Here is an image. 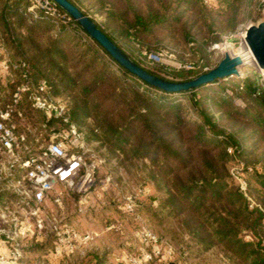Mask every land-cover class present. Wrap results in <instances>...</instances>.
<instances>
[{
	"label": "trees",
	"instance_id": "obj_1",
	"mask_svg": "<svg viewBox=\"0 0 264 264\" xmlns=\"http://www.w3.org/2000/svg\"><path fill=\"white\" fill-rule=\"evenodd\" d=\"M69 1L84 14L101 15L97 26L138 65L176 81L200 72L146 66L142 51L167 45L173 31L185 42H216L255 19L264 5L221 0L219 8L210 9L203 0ZM27 5L28 0H0V45L10 61L4 81L0 75V109H13L17 131L43 132L48 140L53 125L61 123L51 118L46 124V114L33 106V86L44 83L52 97L65 102L77 128L87 129L88 143L107 144L127 161H148L149 177L161 193L151 202L159 213L182 216L202 250L218 245L232 264H264V75L252 68L242 78L164 92L124 70L96 41L85 42L46 17L32 20ZM24 72L32 87L14 103ZM227 87L231 94L224 93ZM235 163L248 175L247 195L230 173ZM90 257L92 264H103L97 254Z\"/></svg>",
	"mask_w": 264,
	"mask_h": 264
},
{
	"label": "built area",
	"instance_id": "obj_2",
	"mask_svg": "<svg viewBox=\"0 0 264 264\" xmlns=\"http://www.w3.org/2000/svg\"><path fill=\"white\" fill-rule=\"evenodd\" d=\"M25 14L32 20L46 17L56 28L64 24L85 42L91 39L52 0H28ZM166 53L143 52L150 62L161 60ZM9 65L7 58L0 61L2 71L8 72ZM22 65L26 66L25 63ZM23 78L25 80L13 95L14 103L21 92L32 87L26 72ZM30 98L35 108L42 110L47 118L59 120L64 127L54 130L48 140L41 132L28 136L24 131H17L11 107L0 109V264H31L24 249L28 245L26 241H43L48 231L53 237L50 255L57 259L71 255L78 245L87 244L98 235L97 232L78 233L70 224L63 222L58 213L49 212L47 205L61 206L63 188L78 196V208L82 211L103 159L70 119L65 102L52 97L44 83L33 86ZM242 169L243 164L240 163V167L232 169L231 174L247 195ZM110 180L107 176L106 181ZM142 193L143 189L137 188L122 200V208L137 219H140L136 211L137 200ZM136 234L146 249L141 256L129 258L127 264L170 260L176 255L175 247L149 228L140 226Z\"/></svg>",
	"mask_w": 264,
	"mask_h": 264
},
{
	"label": "rangeland",
	"instance_id": "obj_3",
	"mask_svg": "<svg viewBox=\"0 0 264 264\" xmlns=\"http://www.w3.org/2000/svg\"><path fill=\"white\" fill-rule=\"evenodd\" d=\"M262 1L264 2V0ZM203 4L210 9H217L221 5V0H203ZM263 7L255 19H248L239 24L231 33H222L216 42H185L178 31H173L170 40L166 41L167 45L155 50L156 52L167 51L166 54L161 56V60L150 62L143 54L145 50L141 53L145 58L143 60H145L146 66H156V68L162 70L185 69L201 73L214 67V64L219 62L223 54L227 52L232 56H241L242 59L247 60V63L239 66V75L227 77L224 80L242 78L250 73L252 68L262 75L264 70L259 69L254 60L246 58L248 56L247 45L242 34L248 23L256 22L263 17ZM86 15L90 16L95 22L102 20V16L97 13L88 12ZM0 54H5L4 49H1V45ZM170 54L173 56H170ZM5 58H7L6 55H3L0 61ZM0 75L4 81L7 72L0 69ZM168 79L177 80L170 75H168ZM224 93L231 94L230 87L225 88ZM180 100L185 104L187 103L186 98L180 97ZM234 101L237 104H243L239 96H236ZM46 120V124H49L48 121L51 119ZM63 127L61 123L57 122L52 128L58 130ZM79 131L83 133L86 139L87 129H79ZM90 144L103 159V163L97 172L96 182L88 194L82 211L78 208V201L69 202L63 207L48 203L47 210L58 213L63 218V222L70 224L78 233L97 232L98 235L91 242L78 245L71 255L57 259L50 255L53 237L52 233L47 230L48 232L43 241H26L28 245L24 248L28 250H25V253L27 258L32 260L31 264H42V260H47V264H92L91 260L93 258L90 257L92 254H97L103 258V264H117L118 262L127 264L129 258L141 256L146 249L136 234L140 226H145L154 231L162 240L172 244L176 250V255L170 260L154 259L151 261L153 263L148 261L145 264H232L218 245L208 251L202 250L187 232L182 216L171 217L157 211V202L152 203L151 201L156 200L161 193L155 189L149 177L150 168L147 166L148 161L146 159L127 161L120 153L113 152L107 144L95 140L90 141ZM239 167L240 163L232 164L230 173L232 169H238ZM243 174L244 179L248 180V175ZM107 176H110L111 179L108 182L106 181ZM233 178L238 183V180L235 177ZM140 187L143 189V193L137 200L136 211L140 215V219H137L135 215L126 212L122 208V200L124 196ZM61 189L65 192V189ZM73 203L76 204L73 205ZM71 216L75 219V221L73 220L75 223L70 220Z\"/></svg>",
	"mask_w": 264,
	"mask_h": 264
},
{
	"label": "water",
	"instance_id": "obj_4",
	"mask_svg": "<svg viewBox=\"0 0 264 264\" xmlns=\"http://www.w3.org/2000/svg\"><path fill=\"white\" fill-rule=\"evenodd\" d=\"M66 12L86 34L96 41L124 70L146 84L164 92L177 93L191 91L216 79L239 75V66L244 64L239 55L225 52L218 64L197 76L183 81L169 80L154 75L138 65L122 48L112 41L98 26L95 20L84 14L69 0H52ZM263 17L256 22L248 23L243 29V39L257 67L264 70V7ZM51 120L48 121L50 123ZM172 264V263H170Z\"/></svg>",
	"mask_w": 264,
	"mask_h": 264
},
{
	"label": "crops",
	"instance_id": "obj_5",
	"mask_svg": "<svg viewBox=\"0 0 264 264\" xmlns=\"http://www.w3.org/2000/svg\"><path fill=\"white\" fill-rule=\"evenodd\" d=\"M77 202L78 201V196L70 191H65L63 192V197H62V200H61V206H65L66 204H68L69 202ZM76 204V203H73V205ZM60 206V207H61ZM72 212V211H70ZM70 220L75 223V219L73 218V216H71ZM74 220V221H73ZM117 264H121V263H117Z\"/></svg>",
	"mask_w": 264,
	"mask_h": 264
},
{
	"label": "bare ground",
	"instance_id": "obj_6",
	"mask_svg": "<svg viewBox=\"0 0 264 264\" xmlns=\"http://www.w3.org/2000/svg\"><path fill=\"white\" fill-rule=\"evenodd\" d=\"M242 36H243V34H242ZM247 52H248V56L246 57V58H250V59H252V57H251V54H250V51L248 50V48H247ZM241 55V54H240ZM253 60V59H252ZM243 61H244V63H247L246 61L247 60H245V59H243ZM244 65V64H243Z\"/></svg>",
	"mask_w": 264,
	"mask_h": 264
}]
</instances>
